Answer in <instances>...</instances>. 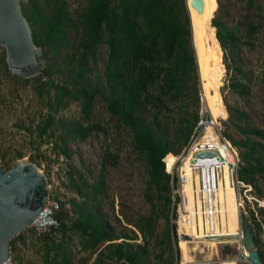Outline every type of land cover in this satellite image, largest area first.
<instances>
[{"label": "trees", "instance_id": "1", "mask_svg": "<svg viewBox=\"0 0 264 264\" xmlns=\"http://www.w3.org/2000/svg\"><path fill=\"white\" fill-rule=\"evenodd\" d=\"M50 1L51 9L47 10L46 4ZM238 1L253 14L248 18L245 29L246 43L253 46L258 33H261L264 39V0ZM28 2L27 7L21 8L37 47L44 46L54 54L59 53L63 47L68 46L70 28L79 35L65 54L68 60L67 75L72 80L59 83L47 77L48 80L44 82L47 84V91L53 90V96L47 100L49 112L45 120L37 125L39 137L47 133L52 134L53 131L47 132L48 129L53 125H60V144H55L63 157L69 158V137L86 139L92 131L100 129L99 124L84 125L81 120L55 121L52 113H56L70 99H74L81 100L82 115L87 117L94 98L98 96L106 102L108 112L129 128L133 151L145 161L147 167L145 195L150 204V212L140 216L135 225L142 243L131 242L137 239L136 235L129 237L127 234H112L111 227L99 208L105 192L103 176L100 174L96 180L89 182L80 172L73 169L68 170L66 176L69 186L80 197L79 201L71 200L72 210L77 216L71 220L67 213L62 212L59 201L61 210L56 214L59 226L49 233L62 234L65 229L78 232L82 238L83 249L97 252L92 264H153V258L158 259L161 256L154 255L150 258L149 235L153 233L154 226L162 214L161 209L169 207L177 200V197L172 199L171 196V192L177 187L176 172H166L163 160L165 158L168 161L179 154L188 144L194 131L200 127L197 124L196 112L184 110L174 123L170 117H164L163 112L171 110V103H179L184 99L191 89V79L198 82L187 2L192 23L201 24L208 16V0H203L200 13L191 6V0H86V4L75 17L70 15L65 0H44L46 4L43 7L34 0ZM218 6L221 7L220 2ZM222 17L217 15L210 19L208 33L212 43L220 45L226 55L227 52L235 50L237 35L234 28ZM101 44L107 47L103 74L100 80L92 83L89 73L96 67ZM42 55L47 60L46 54ZM225 65L230 68L226 59ZM46 68L40 72L42 77L50 75V66ZM237 71L240 76H244L240 67ZM75 83L78 86H75ZM229 85L238 96L248 93L249 88L240 78L231 80ZM35 88L42 92L39 85ZM148 115L150 119L147 118ZM205 116L208 118L207 114ZM230 116L236 120H248L247 114L239 109L232 110ZM235 127L247 135L244 141L239 142L230 135L224 136L236 149L242 148V164L237 168V178L252 186L258 177L264 178V143L250 137L255 136L264 141V131L248 123L244 126L235 123ZM205 135L216 139L215 135L211 134L210 126L205 128ZM116 157L109 152L104 153L101 167L104 168L106 163L114 164ZM190 159L191 153H188L181 162V170L188 171ZM222 178L220 191L227 192L237 200L236 191L229 182L227 167L222 170ZM192 184L186 185L187 191ZM155 199L162 201L159 210ZM250 216L253 217L252 212ZM165 217L167 236L177 240L175 223L170 222L168 215ZM171 217H175L174 210ZM67 218L70 224H67ZM121 238L124 240L116 241ZM254 238L257 245V234H254ZM14 239L15 237L9 241L10 249ZM100 244L103 247L98 250ZM52 247L57 250L61 244H52ZM48 249L46 247L44 252L43 264L70 263L65 253L56 251V255L50 257ZM258 250L264 264V254L259 248ZM178 258L179 251L176 249V264ZM163 260L165 264H175L173 257Z\"/></svg>", "mask_w": 264, "mask_h": 264}, {"label": "rangeland", "instance_id": "2", "mask_svg": "<svg viewBox=\"0 0 264 264\" xmlns=\"http://www.w3.org/2000/svg\"><path fill=\"white\" fill-rule=\"evenodd\" d=\"M28 1L20 0V7H27ZM34 1L41 7L46 4L44 0ZM65 1L67 9L73 17L86 4V0ZM219 2L221 3L220 8L218 6ZM208 6V16L204 18L201 24H197L192 23V15L187 2L192 29L191 46L196 56L199 79L197 83L191 79L189 82L191 89L184 99L179 103H171V110L163 112V115L164 117H170L172 123L177 121L184 110L196 112L198 122L201 119L206 120L205 114L208 115V121L210 118L212 119L211 114L204 108L205 102L199 72L200 64L204 75L209 79V95L216 105L217 117L215 124L219 133L222 136L230 135L235 140L242 142L247 135L241 133L235 127V123L241 126L248 123L250 126L264 131V39L263 35L258 33L254 45H247L246 22L253 14L247 11L242 2L238 0H208ZM45 9H51V1L46 4ZM217 15H222V19L234 28L237 35L235 50L227 52L226 55H224L220 45L212 43L208 33L209 21ZM78 37L79 35H76L74 30L70 28L68 46L63 47L59 53L55 54L48 51L44 46L38 47L42 54H46L47 57V60L43 57L40 72L43 69L46 70L48 65L50 66V75L45 77H42L40 72L29 78H22L20 75L11 73L6 65L5 47L0 45V163L6 169H9L17 159L31 161L30 159L33 158V163L38 165V168L47 178L49 198L60 201L62 212L67 213L71 220L77 216L72 210L71 200L79 201L80 197L69 186L66 172L72 169L78 171L89 182H93L101 174L104 179L105 192L99 208L109 223L112 234L118 236L127 234L129 237L136 235L137 239L131 240V242L142 243L141 235L135 225L140 216L148 215L150 212V204L145 195L147 167L145 161L133 151L129 128L117 121L116 117L108 112L106 102L98 96L95 97L87 117L82 115L81 100L74 99H70L56 113H52L55 121L81 120L84 125L99 124L100 129L92 131L86 139L69 137L67 142L71 155L69 158L63 157L59 147L56 146L57 143L60 144L58 139L62 131L60 125L56 127L53 125L48 129L47 132L52 130V134L47 133L43 137H39L38 134L37 125L45 120L49 112L47 100L53 96V90L47 91V84H44V82L48 80L47 77L59 83L72 80L67 75L68 60L65 54L72 42L76 41ZM106 55L107 47L105 44H101L98 49L96 67L89 73L92 83L102 78ZM225 59L229 62L230 68L226 67ZM239 67L242 70L243 77L237 71ZM236 78L244 81L249 88L245 96H238L232 91L229 84L231 80ZM102 84H104L103 79ZM37 85L42 87V92L36 90L35 86ZM75 86H78V84L75 83ZM234 109L245 112L248 120L246 121L243 118L236 120L231 117L230 112ZM147 118L150 119V115ZM204 134L205 127L200 126L196 130V136L202 137ZM211 134H214L217 139V135L212 128ZM250 138L264 143L263 140L255 136ZM240 150L242 148L237 149L239 158L241 157ZM106 152L117 157L114 164L106 163L107 165L102 168L101 159ZM181 154L182 151L177 155L173 154L175 157L179 156V159L175 162L170 173L176 172L181 165L185 157L183 154L180 156ZM241 164L240 161L238 166ZM190 188H193V184ZM190 192L191 190L188 191L189 194ZM236 194L237 197L239 194L243 195L240 186L236 190ZM251 194L264 202L263 177H258L255 185H252ZM171 196L173 199V191ZM225 196L228 203L235 208L238 214V224L233 223V226L229 227L228 236H233L239 228L238 199L235 200L227 192L220 191V198H225ZM161 202L160 199H155L158 210L161 208ZM252 207L255 210H252ZM161 210L162 214H160L154 226L153 233L149 235L148 250L150 258L154 255L161 256L158 259L153 258V264H165L164 258L170 259L173 257L176 264L177 249L179 251L178 264H186L185 240H182L179 244L178 239L175 240L173 237L169 238L167 236L165 216L168 215L170 222L175 223V225L178 220L174 204L166 208L163 207ZM173 210L175 217H171ZM244 210L249 217L253 233L257 234L259 238L257 247L264 254V207H258V203L255 201L250 204L245 200ZM251 212L253 217L250 216ZM66 222L70 224L68 218ZM183 226L181 225V230L186 231V226H184L185 228ZM193 234L194 230L192 231ZM14 237L13 246L11 249L9 246V250L16 264H43L46 247L49 248L50 257L56 255V251L65 253L70 260L69 264H92L97 257V252L93 253L83 249L80 234L69 229L62 230V234H51L40 232L31 226L26 227ZM121 240L124 239L121 238L116 241ZM192 242L188 243L191 250L190 264H221L224 259H236L237 249L241 244V242L217 244V247L212 248L206 241H203V243H199L198 240ZM52 244H61V247L55 250ZM102 247L103 245L100 244L97 248L100 250Z\"/></svg>", "mask_w": 264, "mask_h": 264}, {"label": "water", "instance_id": "3", "mask_svg": "<svg viewBox=\"0 0 264 264\" xmlns=\"http://www.w3.org/2000/svg\"><path fill=\"white\" fill-rule=\"evenodd\" d=\"M191 6L200 13L203 0H191ZM0 45L5 47L6 65L11 73L29 78L42 69L43 55L33 41L31 27L22 13L20 0H0ZM205 155L213 154H199ZM175 161V156L164 161L166 172L170 173ZM47 186L45 174L32 161L17 159L9 169L0 163V264L11 255L10 239L26 227H31L46 205L49 197ZM239 227L240 234L219 237L217 240H240L249 263L263 264L244 209L239 210ZM177 239L191 240L183 233L177 234Z\"/></svg>", "mask_w": 264, "mask_h": 264}, {"label": "built area", "instance_id": "4", "mask_svg": "<svg viewBox=\"0 0 264 264\" xmlns=\"http://www.w3.org/2000/svg\"><path fill=\"white\" fill-rule=\"evenodd\" d=\"M198 126H204L205 128L211 126L212 130L217 135V139L205 134L202 137H197L194 131L188 144L182 149V154L185 156L191 153V159L188 171L181 170V166H179L176 171L177 187L173 190V199L177 197L174 203L178 217L176 221V234L183 233L188 235L185 230H181L180 226L184 225L190 231L194 230L192 236L188 235L191 238L190 241L200 239L215 240L217 244L241 242L240 240H217L219 237L229 235L223 231L225 226H223L221 222V213L223 215L226 214V206L223 202L220 203V196L218 195L223 179V168L227 167L229 182L235 191L239 189V186L242 188L243 195L239 194L237 198L239 210L244 209L245 200L250 204H252L253 201L257 202L258 207H264V202L251 194L252 186L250 184L244 183L237 178L236 171L240 162L238 151L227 138L219 133L213 119L210 118L209 121L208 118H206L205 121L201 119L200 122H198ZM202 152H210L213 155L199 156ZM182 154L180 156H182ZM175 159L177 161L179 156L175 157ZM189 179L193 181L194 184L192 188L194 194L192 196V202L193 205L195 203L196 213L194 211L190 212L187 209L188 199L185 196L183 186ZM60 210V202L48 197L46 205L42 208L32 226L40 232H49L51 230L54 232L59 226L56 214ZM252 210L255 209L252 207ZM198 219H200V225ZM235 234H240V227ZM237 250L236 259H232L235 261V264H250L242 243L238 246ZM2 264L16 263L10 255Z\"/></svg>", "mask_w": 264, "mask_h": 264}, {"label": "bare ground", "instance_id": "5", "mask_svg": "<svg viewBox=\"0 0 264 264\" xmlns=\"http://www.w3.org/2000/svg\"><path fill=\"white\" fill-rule=\"evenodd\" d=\"M202 70L203 69H202L201 65L199 64L200 80H201L202 94H203V98H204V102H205V107H206V110L211 114V117H212L213 121L215 122L216 121V117H217V114H216V105L213 102V99L211 98V96L209 95V89H210L209 79L204 75V73H203ZM164 161L167 162L165 160V158H164ZM188 183H193V181H191L189 179L184 184V186H183L184 191H185V196L188 199L187 209L190 212H193L194 211L196 213L195 203L193 205V202H192V196L194 195L193 194V189L190 188V190H191L190 194L186 190V185ZM193 187H194V184H193ZM194 191H195V189H194ZM218 195L220 196V191H219ZM221 202H223V204L226 206V210H225L226 211V214L223 215L221 213V219H222L221 222H222L223 226H225V229L223 231H225L226 233H228L229 232V227L233 226V223L238 224V221H237L238 214H237L235 208H233V206L228 203V199L226 198V196H225V198L224 197L223 198H220V203ZM198 223L200 225V219H198ZM192 231H190L186 227V231L185 232L188 235L192 236ZM181 241L182 240H179L178 243L181 244ZM203 241H206L207 243H209L212 248L213 247H217V242L215 240H205V239L198 240L199 243H203ZM191 242L192 241H190V240L189 241L185 240L184 251H185V262H186V264H190V262H191V250H190V247L188 246V243H191ZM180 250H181V247H180ZM181 255H182V252L180 253V260H181ZM221 264H235V261L232 260V259H224V260L221 261Z\"/></svg>", "mask_w": 264, "mask_h": 264}, {"label": "flooded vegetation", "instance_id": "6", "mask_svg": "<svg viewBox=\"0 0 264 264\" xmlns=\"http://www.w3.org/2000/svg\"><path fill=\"white\" fill-rule=\"evenodd\" d=\"M210 246V245H209Z\"/></svg>", "mask_w": 264, "mask_h": 264}]
</instances>
